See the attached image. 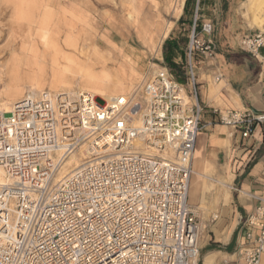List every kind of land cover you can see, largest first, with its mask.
Returning <instances> with one entry per match:
<instances>
[{"label": "built area", "instance_id": "2783aa9c", "mask_svg": "<svg viewBox=\"0 0 264 264\" xmlns=\"http://www.w3.org/2000/svg\"><path fill=\"white\" fill-rule=\"evenodd\" d=\"M198 20L196 10L183 84L164 67L122 96L41 90L0 112V166L10 179L0 186V264H199L202 228L187 195L202 129L198 66L215 53L211 22L196 32ZM239 48L264 71V31L244 34ZM213 113L245 138L264 125V112ZM81 149L85 159L66 174ZM262 191L244 221L243 264L264 257Z\"/></svg>", "mask_w": 264, "mask_h": 264}, {"label": "crops", "instance_id": "0c3cea01", "mask_svg": "<svg viewBox=\"0 0 264 264\" xmlns=\"http://www.w3.org/2000/svg\"><path fill=\"white\" fill-rule=\"evenodd\" d=\"M245 1L191 0L187 14L178 18L182 17L180 26L191 27L197 10L198 18L212 22L221 34L213 60L201 63L197 72L202 129L196 136L192 171L197 175L190 177L187 203L197 209L202 227L199 264H243L237 250L250 230L244 221L263 195L264 125L245 138L242 132L220 125L213 113V109L264 112V71L239 48L244 34L260 30L250 27L243 16ZM178 61L180 57L174 58L175 64Z\"/></svg>", "mask_w": 264, "mask_h": 264}, {"label": "rangeland", "instance_id": "374dc122", "mask_svg": "<svg viewBox=\"0 0 264 264\" xmlns=\"http://www.w3.org/2000/svg\"><path fill=\"white\" fill-rule=\"evenodd\" d=\"M19 1L24 7V18L15 15L14 9ZM184 2L178 16L163 11L157 18L151 15L160 9V0H0V76L6 83L15 79L25 87L28 75L33 71L37 74V80L46 87L45 90H49L51 58L59 46L62 47L61 54L74 56L82 68L91 67L95 74L107 73L113 81L123 79L126 83L124 93H130L144 77L167 68L164 61V44L167 40L178 41L182 50L175 52L174 58L180 57L178 65L184 64L191 28L188 23L180 26L178 20L183 13ZM242 9L247 22L251 17L264 25V10L248 11L245 2ZM47 10L49 21L40 35L38 22ZM198 19L201 25L204 19ZM152 24L155 30L150 35L154 40L144 42L148 41L149 34L144 31ZM168 24L172 28L163 36ZM220 38L221 34L212 24L209 39L213 46ZM12 54L18 56L14 62L11 60ZM33 56L38 58L33 59ZM60 61L63 64L61 58ZM36 63L43 66V77L39 76ZM71 70L66 77L73 84L80 73L76 66ZM73 91L80 89L74 88ZM102 99L99 98L100 101Z\"/></svg>", "mask_w": 264, "mask_h": 264}, {"label": "bare ground", "instance_id": "6f19581e", "mask_svg": "<svg viewBox=\"0 0 264 264\" xmlns=\"http://www.w3.org/2000/svg\"><path fill=\"white\" fill-rule=\"evenodd\" d=\"M182 1L183 0H160V9H158V11L154 15H151V16L158 18V14L160 13V16H161L163 11L165 12L170 11L172 12L174 16H178L181 12ZM245 6L248 11H258L261 9L264 10V0H246ZM14 10H15V15L18 18H24L23 16H24L25 11H24V7L21 4V2L19 3V5L15 6ZM48 21H49V14L47 10L46 12L42 14V17L38 22L39 24L38 28H39L40 35L46 30ZM248 23L250 27H256L260 29L261 31H264V25L261 22H259V20L257 19L255 20L250 17ZM166 27H167V30L165 31L163 36H165L166 32L172 28L170 24H168ZM154 30L155 29L152 24L151 26H149V28L146 31H144V32L149 33L147 35L148 41L146 40L144 42H152L154 40V38L150 35L152 32H154ZM31 48H34V47L32 46ZM33 51L36 52V50L34 49ZM55 51H56L55 54H53L51 58L52 60L51 74L50 76H48L50 77L49 83H48L49 91L52 92V90H61L62 92L72 93L74 88H78L83 93H88V94H91L93 97L104 98V99H109V98H114V97L125 95L124 86L126 83L123 82V79L122 81L119 79H116L113 81L110 78L109 74L107 73L95 74L91 67L82 68L81 66H79V63H77V59L74 56L61 54L62 47L57 46V50ZM37 58H38L37 56H33V59H37ZM60 58L63 60V64H61ZM17 59H18V56L16 54L11 55V60L13 62L16 61ZM37 65H38L39 76L43 77L44 76L43 66H41L40 64H37ZM74 66L77 67L80 74H79L78 79L74 80V83L71 84L66 77V73H68L69 71H72L71 68ZM152 67L156 68V66H152ZM155 72L156 71H153V74ZM0 84H2V89L0 88L1 89L0 90V112L4 114H8L11 111L14 103L19 101L25 93L41 91V90L46 89L44 84L41 83L39 80H37V74H34L33 71H31L30 74L28 75V82L26 83L25 87L22 86L15 79H12L11 82L6 83L3 81L2 76H0ZM131 88L133 89L134 87H131ZM24 89H25V92H23ZM82 149L79 151L78 156H72L68 160L67 164L69 168L66 170L65 172L66 174L70 173L72 170L79 167L81 163L83 162V160L85 159L86 156L83 153ZM193 175L194 176L197 175V172L194 170H193ZM9 181L10 179L5 175L3 168L0 166V186H5L7 182ZM227 197H228V194H226V198Z\"/></svg>", "mask_w": 264, "mask_h": 264}, {"label": "trees", "instance_id": "16d2710c", "mask_svg": "<svg viewBox=\"0 0 264 264\" xmlns=\"http://www.w3.org/2000/svg\"><path fill=\"white\" fill-rule=\"evenodd\" d=\"M191 0H186L184 8H183V14H187L188 11V4ZM182 20V17L180 18V22ZM199 21V20H198ZM197 21V28H199L200 24ZM197 32V29H196ZM182 49L179 46L178 41H175L173 39H169L164 44V61L166 63V66L170 73L174 76L176 81L178 83L183 84L185 82V76H184V67L183 65H177L174 63V57L175 52L181 51Z\"/></svg>", "mask_w": 264, "mask_h": 264}]
</instances>
